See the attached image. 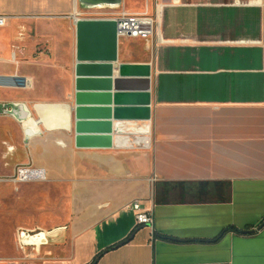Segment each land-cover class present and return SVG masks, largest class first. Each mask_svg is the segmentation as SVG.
<instances>
[{
    "label": "crops",
    "instance_id": "obj_1",
    "mask_svg": "<svg viewBox=\"0 0 264 264\" xmlns=\"http://www.w3.org/2000/svg\"><path fill=\"white\" fill-rule=\"evenodd\" d=\"M123 11L156 15V34L119 37ZM0 14L14 39L0 74L31 81L0 99L31 112L0 114L5 142L71 183L72 215L19 227L47 243L0 251V264H90L126 238L95 264H264V0H0ZM136 201L152 225H137Z\"/></svg>",
    "mask_w": 264,
    "mask_h": 264
},
{
    "label": "rangeland",
    "instance_id": "obj_2",
    "mask_svg": "<svg viewBox=\"0 0 264 264\" xmlns=\"http://www.w3.org/2000/svg\"><path fill=\"white\" fill-rule=\"evenodd\" d=\"M11 40L13 32L8 28H0V49L5 54L11 53ZM31 41L33 49H46L42 42L35 38H27ZM21 42L18 40L16 43ZM23 43V42H22ZM20 44V43H19ZM26 49V45H21ZM11 65L7 62L0 63V72H10ZM22 90L1 89L0 99H15L22 97ZM3 115H0V121ZM4 125L0 122V251L8 254L16 249L17 229L19 227L48 225L69 226L71 222L70 210V182L29 181L19 182L13 179L17 167L22 161L12 152L6 144L4 137ZM31 150L28 149L24 160H29ZM34 164V163H33ZM51 218V219H50ZM58 218V220H54ZM33 248V247H31ZM58 256L64 255V247L58 250Z\"/></svg>",
    "mask_w": 264,
    "mask_h": 264
},
{
    "label": "built area",
    "instance_id": "obj_3",
    "mask_svg": "<svg viewBox=\"0 0 264 264\" xmlns=\"http://www.w3.org/2000/svg\"><path fill=\"white\" fill-rule=\"evenodd\" d=\"M117 25V34L119 37H134L149 39L156 34L157 30V16L149 13H128L120 12L113 17ZM7 16L0 14V28L6 26ZM12 58H16V53H12ZM31 84L30 78L19 74L13 73L8 75L0 74V88L1 89H16L23 90L29 88ZM47 172L43 168L34 167L31 164L20 165L17 167L13 179L19 182H29V181H46ZM133 209L135 210V216L137 220V225H152L154 218L151 210H145L141 207V203L136 201L133 203ZM36 232L39 229L27 230L20 229L17 231V245L20 249L24 250L27 247H36V246H27L22 243L21 232L22 231ZM47 241H48V232H47ZM46 241V243H47ZM37 248V247H36Z\"/></svg>",
    "mask_w": 264,
    "mask_h": 264
},
{
    "label": "water",
    "instance_id": "obj_4",
    "mask_svg": "<svg viewBox=\"0 0 264 264\" xmlns=\"http://www.w3.org/2000/svg\"><path fill=\"white\" fill-rule=\"evenodd\" d=\"M79 4L84 7H103V6H120L123 0H78ZM84 19H81L79 25L83 29L88 30L92 33H106L112 34V24L102 23L98 21H92L83 23ZM88 20V19H86ZM99 20V19H89ZM110 42H107L109 45ZM0 114H9L13 116L18 122L23 124L26 120L31 118V112L29 108L22 102H0ZM246 232V231H244ZM21 240L24 245L36 246L40 248L47 241V231L39 230L36 232L22 231Z\"/></svg>",
    "mask_w": 264,
    "mask_h": 264
},
{
    "label": "trees",
    "instance_id": "obj_5",
    "mask_svg": "<svg viewBox=\"0 0 264 264\" xmlns=\"http://www.w3.org/2000/svg\"><path fill=\"white\" fill-rule=\"evenodd\" d=\"M264 226V219L262 221L259 222L258 226H257V229L259 228H262ZM244 232V231H243ZM249 231H246V233H248ZM129 238H126L124 240H122L120 243L114 245V246H111L109 248H107L106 250L100 252L96 257L95 259L90 263V264H95L98 260L99 257H101L105 252L109 251V250H112V249H115L123 244H125L127 241H128Z\"/></svg>",
    "mask_w": 264,
    "mask_h": 264
},
{
    "label": "bare ground",
    "instance_id": "obj_6",
    "mask_svg": "<svg viewBox=\"0 0 264 264\" xmlns=\"http://www.w3.org/2000/svg\"><path fill=\"white\" fill-rule=\"evenodd\" d=\"M52 237V236H51Z\"/></svg>",
    "mask_w": 264,
    "mask_h": 264
}]
</instances>
